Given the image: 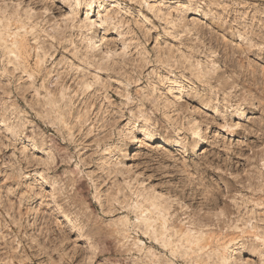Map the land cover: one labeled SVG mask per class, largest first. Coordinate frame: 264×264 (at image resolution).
<instances>
[{"label": "clouds", "instance_id": "1", "mask_svg": "<svg viewBox=\"0 0 264 264\" xmlns=\"http://www.w3.org/2000/svg\"><path fill=\"white\" fill-rule=\"evenodd\" d=\"M0 264H264V0H0Z\"/></svg>", "mask_w": 264, "mask_h": 264}]
</instances>
